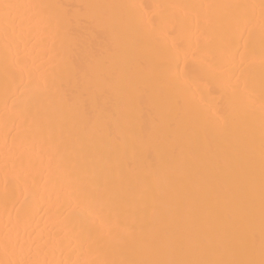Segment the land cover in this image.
I'll list each match as a JSON object with an SVG mask.
<instances>
[{
    "label": "bare ground",
    "instance_id": "1",
    "mask_svg": "<svg viewBox=\"0 0 264 264\" xmlns=\"http://www.w3.org/2000/svg\"><path fill=\"white\" fill-rule=\"evenodd\" d=\"M0 264H264V0H0Z\"/></svg>",
    "mask_w": 264,
    "mask_h": 264
}]
</instances>
